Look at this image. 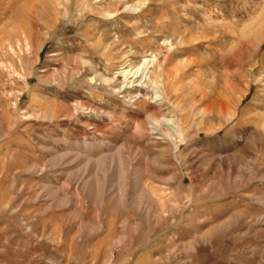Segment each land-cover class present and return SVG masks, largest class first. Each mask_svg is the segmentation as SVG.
<instances>
[{
    "label": "rangeland",
    "instance_id": "374dc122",
    "mask_svg": "<svg viewBox=\"0 0 264 264\" xmlns=\"http://www.w3.org/2000/svg\"><path fill=\"white\" fill-rule=\"evenodd\" d=\"M0 264H264V0H0Z\"/></svg>",
    "mask_w": 264,
    "mask_h": 264
},
{
    "label": "bare ground",
    "instance_id": "6f19581e",
    "mask_svg": "<svg viewBox=\"0 0 264 264\" xmlns=\"http://www.w3.org/2000/svg\"><path fill=\"white\" fill-rule=\"evenodd\" d=\"M170 77V76H169ZM176 77V76H175ZM151 117V116H150ZM155 122V121H154ZM161 122V121H160ZM152 125H153V123H151ZM155 124V123H154ZM157 125V124H156ZM154 130V129H153ZM126 182H125V177H124V182H123V184H122V187H123V189H124V193H125V189H126Z\"/></svg>",
    "mask_w": 264,
    "mask_h": 264
}]
</instances>
